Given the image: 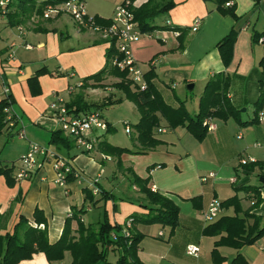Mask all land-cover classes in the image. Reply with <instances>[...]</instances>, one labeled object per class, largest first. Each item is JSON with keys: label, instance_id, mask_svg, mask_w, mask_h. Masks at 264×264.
Masks as SVG:
<instances>
[{"label": "crops", "instance_id": "crops-1", "mask_svg": "<svg viewBox=\"0 0 264 264\" xmlns=\"http://www.w3.org/2000/svg\"><path fill=\"white\" fill-rule=\"evenodd\" d=\"M120 1L100 0V4L92 7V10H87L85 5L86 13L93 18L111 20ZM148 1L130 0L133 10ZM155 1L158 5L167 3V0ZM229 2L233 3L231 7L224 4L221 8L231 10L234 16L228 12L221 13L217 0H173V6L155 17L153 24L165 27L168 21L179 35L175 36L174 31L162 30L145 34L131 46V53L144 76L150 75L155 90L172 108H178L181 102L186 109L191 105L194 107L196 100V106H199L207 82L215 75L222 74L227 78L226 94L230 105L239 111L241 121H250L254 117L255 102L264 91V0ZM41 19L39 28L46 32L34 31L38 26L31 23L32 19L20 26L9 27L6 18L0 16V77L2 83L9 86L11 115H15L18 121L15 127L5 130L9 137H13L14 133L17 135L20 129L26 137L25 130L33 131L32 126L41 127L40 121L52 123L44 116L53 101V93L64 97L68 92L70 80L40 76L38 85L41 95L34 96L32 90L35 89H31L29 80L36 71L45 68L53 74L62 69L73 73L76 78L84 79L99 72L105 65V52L109 45L103 42L105 39L99 33L78 29L73 19L65 14L50 20ZM196 19L200 24L193 31L192 24ZM70 24L74 28L72 32L68 31ZM231 32L236 33V39L231 61L224 66L217 46ZM82 79L74 84L75 87L81 86ZM190 85L192 89L188 90ZM104 89L109 91L108 87ZM72 91L73 96L79 93L77 88ZM188 93H196V96L189 98ZM262 113L264 107L258 113V123L246 126H241L233 118L226 121L211 119L215 129L207 131L200 142L185 128L169 129L167 123L161 120L160 131L154 137L162 141V145L143 155L123 154L120 157L124 170L130 168L140 178H149L150 189L172 200L179 209L177 227L173 233H170L169 227L159 224L132 225L135 232L142 235L137 250L142 264H214L211 252L218 238L203 235L204 229L212 223H206L202 213L213 199L223 202L234 196L240 201L242 210L246 211L253 204L254 196L250 191H241L243 187H259L263 202L252 213L264 217V169L250 171L246 168L250 163L264 162V119L259 120ZM131 134L132 131L127 135ZM50 136L46 148L69 159L86 180L78 184L72 177L65 187H61L56 182L52 165L43 163L41 171L19 182L15 180L18 160L10 163L0 161V166L12 167L14 183L8 186L5 177L0 175V215L4 217L2 235L12 232L20 217L35 227L36 212H40L38 218L42 220L39 229L46 228L51 244L59 240L69 219H72L70 227L75 235L78 220L85 224L87 216L91 222L86 225L99 223L103 212H106L111 224L126 226L134 215L145 216L148 213L135 187L132 188L138 193L136 201L130 197L97 204L88 201L85 190H91L89 181L97 180V188L106 190L108 186L104 188L103 182L111 186L116 178L128 176L97 146L88 153L78 149L74 143L70 150H58L50 144ZM26 139L18 138L25 141L21 143L23 147L17 159L28 150L30 141ZM130 148L135 149L134 145ZM240 159L252 162L243 166L239 163ZM38 162H42V159H38ZM106 166L112 178L106 176ZM151 166L156 167L148 171ZM210 173L215 177L202 182L201 178ZM254 177L259 179L256 185H252ZM230 179H235L236 183L231 184ZM93 196L94 201L99 199L98 195ZM194 198L199 200L192 201ZM80 210L82 214H79ZM75 214L77 217H74ZM221 216H234L233 209H223ZM190 245L199 248L197 256L187 255L186 247ZM218 251L225 258L221 264H233L237 255L246 264H264V237L240 250L220 247ZM65 255L71 260L68 252ZM18 264L51 263L44 254L38 253Z\"/></svg>", "mask_w": 264, "mask_h": 264}, {"label": "trees", "instance_id": "trees-1", "mask_svg": "<svg viewBox=\"0 0 264 264\" xmlns=\"http://www.w3.org/2000/svg\"><path fill=\"white\" fill-rule=\"evenodd\" d=\"M8 3L4 8H0V16H4L9 27H16L30 21L33 16L43 18L44 9L47 5L62 4L68 0H47L45 2H36L35 0H7ZM84 1V0H82ZM130 1V0H129ZM230 0H217L218 10L221 13L228 12L233 15L231 10H223L221 7ZM173 0H167L164 5H158L155 0H149L139 9H134L133 14L136 22L139 25L142 33H151L154 31H177V29L165 26L159 27L153 24L155 17L164 14L173 6ZM234 16V15H233ZM94 26L106 28L110 25L111 20H102L94 17ZM34 31L46 32L39 27ZM179 31V30H178ZM236 39V33H229L218 44L217 49L224 66H228L232 57V47ZM110 43L109 48L105 52V65L103 68L84 79L80 88H85L89 81H92V87H107L101 84L106 76H115L120 79L118 83L112 85L113 88L124 93L127 100L134 103L139 114L138 122L133 125L134 135L132 141H137L138 146L134 145L135 149L113 146L107 141L102 140L99 135L97 147L100 152L108 157L117 159V167H122L120 157L123 154L127 155H143L148 151L156 149L162 145V141L156 139L154 135L160 130L161 120L167 123V128L176 129L183 127L197 141H202L207 130L203 126V121L206 119H220L223 121L229 118L235 119L241 126L253 125L258 123V113L264 107V91H262L255 102L254 117L250 121H241L239 111L230 105L227 98V78L218 74L215 75L206 84L203 95L200 98L199 110L195 116L190 113L181 102L178 108H172L167 105L160 94L155 90L150 81V75H145L146 89L138 91L135 86L127 78V72L120 70L113 61L120 56L114 48V42L108 39L103 41ZM47 73L45 68L36 71L33 77L29 80L32 94L37 96L40 94L38 78ZM1 84V80H0ZM135 88V91L131 87ZM87 88V87H86ZM11 100V97L9 98ZM8 99L0 100V134L8 127L6 114L4 110L10 106ZM110 103V100L108 101ZM69 113L79 115L81 113L91 112L89 105L84 101L83 95L78 93L74 98L66 104ZM91 110V111H90ZM94 110H101V106H96ZM101 112V111H100ZM16 124V123H15ZM108 124L107 132L110 131ZM129 127V125L127 124ZM130 128V127H129ZM131 130V128H130ZM50 144L54 145L58 150H70L73 141L63 134L60 130L51 132ZM162 167L159 165L158 167ZM156 166H151L148 171ZM247 170L253 171L256 168L263 170V163H250L246 166ZM125 174L128 176L132 186L137 188L141 195L140 201H143V208L147 209L148 213L145 216L134 215L130 219L129 227L111 224L108 220L107 213L104 212L102 220L95 225H84L78 220L76 230L77 237L72 235L70 227L72 219L66 220L64 230L61 237L55 243H49L47 238V230L39 229V224L42 220L38 218L40 212H36L35 224L32 226L23 217L19 218L17 225L12 232L4 235L1 230L4 227V217L0 215V264H18L21 261L29 260L33 255L42 253L47 261L51 264L60 262L64 258L65 252L71 256L70 264H142L137 257V250L142 235L132 228V225H155L159 224L170 228V233H173L177 227L179 209L172 200L160 194L157 191H152L149 185V178L142 179L137 176L131 169H125ZM0 175L4 176L8 186H12V167L0 166ZM72 178L69 177L68 180ZM99 199L94 201L92 191L85 190V198L93 204L98 202L116 200L112 193L99 188ZM248 193L249 191L254 196L253 204L246 211L242 210L240 201L236 196L221 202V207L224 210L233 209L234 216H221L214 223L208 225L203 235L207 237H217L214 242V247L211 252L212 261L214 264H221L225 261L218 248L227 247L235 250H240L245 246L255 244L259 239L264 237V217L253 214L263 202L259 187H243L240 189ZM199 198H194L192 201H198ZM82 214V210L79 211ZM241 214V216H239ZM74 217H77L75 214ZM112 257L113 260H110ZM233 264H246V261L240 255H237Z\"/></svg>", "mask_w": 264, "mask_h": 264}, {"label": "built area", "instance_id": "built-area-1", "mask_svg": "<svg viewBox=\"0 0 264 264\" xmlns=\"http://www.w3.org/2000/svg\"><path fill=\"white\" fill-rule=\"evenodd\" d=\"M45 1L47 0H38L39 3ZM7 3V0H0V8H4ZM232 5V2L225 4L226 7H231ZM61 14H66L71 17L78 29L85 28L99 33L104 39L108 38L110 41L112 40L114 42V48L120 56V60L116 58L113 61V65L127 72L128 80L138 91H144L146 89L144 74L131 53V46L137 43L146 33L140 31L133 14L132 3L129 0H121L116 5L110 25L106 28L94 26L93 17L87 15L85 4L82 0H68L62 4L47 5L44 9L43 18L49 19ZM199 24L200 21L198 19L193 22V31L197 30ZM166 26H170V22L167 21ZM174 34L175 36L179 35L176 31H174ZM108 45L110 46V43ZM1 85L0 100L8 99L10 96L9 86L2 83V80ZM71 90L69 89V92ZM8 101L10 102L11 100L8 99ZM66 104L65 98L62 95L53 93V101L49 105L44 117L56 125V130H60L68 136L78 149L87 153L94 151L100 132L104 133L108 129L107 121L98 110L79 115L69 113ZM4 113L6 114L9 128L15 127L18 121L15 115H11L10 106L4 110ZM263 119L264 113L259 117L260 121ZM203 126L209 132L215 129V125L212 124L211 119L204 120ZM125 133H131L127 125L125 127ZM17 137L19 139L25 138L22 129L19 130ZM38 159H42V162H38ZM249 161L252 162L249 159H240L239 163L244 166L250 163ZM43 163H50L52 165L56 173V182L61 187H65L68 178L71 176L77 180L78 184L86 180L80 171L73 167L69 159L61 157L51 152L48 148H43L36 144H30L26 154L19 158L15 180L20 182L30 179L38 171H41ZM214 177L215 175L210 173L207 177L201 178V181L206 182L207 178ZM229 182L235 184L236 180L230 179ZM96 184L97 180L89 181L93 195H98L99 193ZM222 211L221 202L213 199L209 203L207 210L202 213V216L206 223H213L221 216ZM130 222L128 220L126 226L129 227ZM198 252L199 248L196 246L190 245L186 247V253L189 256H197Z\"/></svg>", "mask_w": 264, "mask_h": 264}, {"label": "rangeland", "instance_id": "rangeland-1", "mask_svg": "<svg viewBox=\"0 0 264 264\" xmlns=\"http://www.w3.org/2000/svg\"><path fill=\"white\" fill-rule=\"evenodd\" d=\"M35 1L38 2V0H35ZM84 1H86V0H84ZM89 1H92V2L89 3ZM99 2H100V0H88L87 3L85 4L86 9L92 10L93 9L92 7H95L98 4H100ZM41 21H42V19L40 17L33 16L31 23L35 24V26L39 27L40 23H42ZM72 29H74V28L71 26V24L68 25V31L72 32ZM106 39H108V38H106ZM41 76H49L50 78H53V79H60L61 78V79H65V80H70L69 89H72V88H73L72 90H74V88L79 89V93L83 95L85 102L89 105V108L92 111H93V109L96 108V106H101L103 117L110 123V125L112 127V129L108 132L107 131L104 133L100 132L99 135L102 136V140L104 137L105 141H107L111 145L117 146V147L130 148L133 145L138 146V142L137 141L132 142V139H133V135H134L133 125H135L138 122V119H139L138 115L139 114L137 112V109H136V106L134 105V103L127 100L123 92L116 90L115 88L112 87V84L116 83V80H117V82L120 81L119 78H117L115 76H106L105 78L109 77L108 80L104 78V81L101 82V84L104 86H107L109 88V91H108V90L104 89L106 87H92V83L86 84L85 88H83V89H82V87L81 88L75 87V85L78 83V81L80 79H82V77L76 78V77H74L73 73L67 72V71L62 70V69L60 70V72H56L53 74H50V71L47 70V73L42 74ZM113 79H115V80H113ZM112 88L115 90H113ZM131 88H132V90L135 91V88L133 86ZM69 89H68V92H66V94H64L66 103H67V101H69V98H71V96H73V94H71L73 91L71 90L69 92ZM187 96H189V98H194L196 96V93H188ZM109 100H110V103H108ZM187 102L190 103V101H187ZM196 102H197V100H196ZM196 102L194 103V107L192 105H191V107H187V110L189 111L191 116H195L199 110V106L198 105L196 106ZM81 114H83V113H81ZM125 123H126V125L128 124L129 127L131 128V131H132L131 135H127L125 133V127H126ZM40 125H42V126L41 127L32 126L34 129L33 131H30L27 128L25 130V132H26L25 138H27L26 140L30 141L29 145L30 144H36L40 147L46 148L49 144L47 141L49 139V136H50L49 132L54 131L57 128H56V125L49 123V122H46V120L40 121ZM14 130H16V129H14ZM23 141H25V140H23ZM23 141L18 140L16 133L13 134V137H9V135L6 134L5 130H3L2 133L0 134V161L10 163V162H13L15 160H19V159H17V157L22 150L23 146H21V143H24ZM104 159H105V157H104ZM111 159L113 162H116V166H117V159L115 157H111ZM107 166L104 167V168H106V171H107L106 176L109 178H112L111 177L112 175L108 171ZM119 169L124 170L123 164H122V167H119ZM127 169H130V168H127ZM258 183H259V179L254 177L252 180V185H256ZM102 186L104 188H107V186H108V188L106 190L113 194V196L116 199L115 201H119L120 199L125 198V197H130L134 201H136L135 198L137 197L138 193H136L133 190L132 187H135V186H132L129 178H116L113 181L111 186L107 182H103ZM233 192H234V190H233ZM103 214H104V212H103ZM84 222H85L84 225L91 222L88 216L85 217ZM73 236L77 237L76 234ZM110 260L114 261L115 259L110 257ZM59 263L60 264H70L71 260H70V258H68L64 254L63 260L60 261Z\"/></svg>", "mask_w": 264, "mask_h": 264}, {"label": "water", "instance_id": "water-1", "mask_svg": "<svg viewBox=\"0 0 264 264\" xmlns=\"http://www.w3.org/2000/svg\"><path fill=\"white\" fill-rule=\"evenodd\" d=\"M188 90H191L192 89V85H190L188 88ZM262 181V179H260Z\"/></svg>", "mask_w": 264, "mask_h": 264}]
</instances>
